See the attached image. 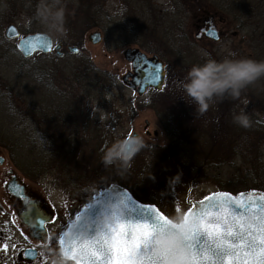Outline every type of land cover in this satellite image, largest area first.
<instances>
[{
    "label": "rangeland",
    "instance_id": "rangeland-1",
    "mask_svg": "<svg viewBox=\"0 0 264 264\" xmlns=\"http://www.w3.org/2000/svg\"><path fill=\"white\" fill-rule=\"evenodd\" d=\"M69 1L78 4L84 0ZM96 1L97 9L102 10L100 25L88 30L80 41L66 24L49 16L57 10L59 0H46L43 15L41 10L38 13L35 0H0V156L5 158V164L0 166V188L6 169L13 168L22 180L57 206L61 219L65 217L67 221L110 183L133 190L140 201L155 204L177 222L192 206L187 202L189 192L191 200L199 201L218 191L234 196L250 189L264 191V140L250 138L245 144L240 139L238 152H233L229 164H207L198 170L200 160L174 153L161 119L181 114L180 126H209L208 114L216 111L212 99L206 101L202 115L189 113V106L199 110V105L186 67L189 60L205 63L221 54L232 53L239 60L246 34L237 17L255 9L257 1L189 0L192 8L188 13L185 4V9L179 4L175 11L172 0H152V8L145 14L148 0ZM243 2L249 7L241 6ZM207 12H218L226 21L218 24L224 31L219 41L210 39L205 43L197 38ZM10 23L17 25L23 35L47 31L56 42L79 44L80 52L66 53L62 58L54 51L45 58L41 54L23 58L17 40L4 35ZM95 30L103 36L97 44L88 39ZM128 46L156 54L165 62L166 93L149 91L139 98L123 84L120 75L130 65L122 52ZM240 63L233 73L234 81L251 78L254 68L244 60ZM107 77L112 87L100 90ZM248 109L252 113L255 110L249 100H242L241 111L246 113ZM64 113L77 114L75 121L80 118L76 134L74 124L65 125L63 119H58ZM52 123L73 131L72 140L77 135L79 143L61 145L60 140H50L55 129ZM252 130L257 134L260 128ZM133 131L139 138L133 154L126 158L122 147ZM59 222L62 223L60 219ZM28 244L26 233L15 228L7 249L1 251L0 264H75L60 257L56 243L48 249L40 245L44 251L42 262H21L18 252Z\"/></svg>",
    "mask_w": 264,
    "mask_h": 264
},
{
    "label": "water",
    "instance_id": "water-1",
    "mask_svg": "<svg viewBox=\"0 0 264 264\" xmlns=\"http://www.w3.org/2000/svg\"><path fill=\"white\" fill-rule=\"evenodd\" d=\"M7 39H19L18 50L26 58L52 49L64 55L63 43H54L45 32L21 36L15 24L5 30ZM206 36L219 41L210 26ZM96 30L89 41H102ZM68 51L78 53L77 46ZM130 64L120 80L138 96L149 89L162 91L166 68L156 54L149 55L135 46L122 52ZM148 124V121H147ZM157 134V132H155ZM139 134L134 132L122 148L123 157L133 154ZM3 161V158H0ZM181 222L168 218L152 203L137 200L124 186L111 183L94 195L70 223L61 239L62 255L76 264H264V191L250 189L238 196L227 191L213 192L196 201ZM30 223L28 216H23ZM27 257L36 252L28 249Z\"/></svg>",
    "mask_w": 264,
    "mask_h": 264
},
{
    "label": "trees",
    "instance_id": "trees-1",
    "mask_svg": "<svg viewBox=\"0 0 264 264\" xmlns=\"http://www.w3.org/2000/svg\"><path fill=\"white\" fill-rule=\"evenodd\" d=\"M256 1L257 7L255 9H248L245 14L240 15L241 17L239 15L237 17L246 34L242 39L244 47L242 52L241 50L239 52V60L235 59V56L230 53L228 55L221 54L218 58H211L203 63L195 59L193 55L191 57L195 60H189L186 67V76H189V84L196 91L194 98L198 99L197 105H199V110L189 106V113L196 117L202 115L206 101L212 99L214 101L212 106H215L216 111L208 114L210 121H207V123H209V126L189 129L180 126L181 114L176 115L173 113V117L165 120L161 118L171 141L169 146L175 149V154L176 152H182L181 154L184 155L185 159L200 160L198 162L200 165H196L198 170L207 164H229L230 159L233 158H230V156L233 152H238L236 147L240 139L241 141L245 140V144L250 138H259L258 141L264 140V0ZM45 2L46 0H35L34 3L35 7L38 8V13H40V10L42 11L41 15L45 14L43 12ZM60 3L59 0L57 10L51 11L49 16L56 22L58 20L61 25L62 22L64 25L66 24L69 31L73 33L72 36L76 39L80 40L88 30L100 25L102 10L97 9L96 0H84L78 4L69 0H62V3ZM65 4L69 5L65 6ZM241 6L249 7L245 2ZM78 46L80 45L78 44ZM41 56L45 58L46 54ZM242 60L250 64L252 69L254 68L251 78L234 81L232 79L233 73ZM112 84L107 77L100 90H109ZM258 91L261 94L253 93ZM166 92L167 89H165ZM248 92L252 93L249 94ZM165 96L168 95L165 94ZM177 96L181 97L178 94ZM246 99L255 109L253 113L249 109L246 113L241 111V101ZM63 115L64 118L61 117ZM76 118L77 114L64 113L60 114L58 119H63L65 125L68 122V124H74L76 134L81 124L80 118L75 121ZM204 119L206 118L204 117ZM51 126L55 129L52 130L54 133L52 132L51 137H49L50 140L55 142L60 140L62 141L61 145L79 143L77 135H75L77 140L75 138L72 140L73 131L61 128L60 124L52 123ZM255 128H260V130H257V134L253 133L256 130L252 129ZM249 145L252 146V144ZM131 191L134 193L133 190ZM135 195L140 198L137 194Z\"/></svg>",
    "mask_w": 264,
    "mask_h": 264
},
{
    "label": "flooded vegetation",
    "instance_id": "flooded-vegetation-1",
    "mask_svg": "<svg viewBox=\"0 0 264 264\" xmlns=\"http://www.w3.org/2000/svg\"><path fill=\"white\" fill-rule=\"evenodd\" d=\"M148 1L144 14L149 12V9L151 10L152 8L151 3L153 1ZM172 2L175 11L178 9L179 4L182 6V9H185L183 8L185 4L188 8H186L188 13L191 11L192 5H190L189 0H181V3H178V0H172ZM159 11L161 12L162 10L160 9ZM131 15H135V12H131ZM204 15L205 19H203L202 24L199 26L197 38L203 40L205 43L211 42L210 39L204 37L209 26L215 27L220 36L223 37L224 31L218 28V24L221 23V21L226 23L224 18L218 12L212 15L207 12ZM218 15L221 16V19L218 18ZM188 93L189 92H187V94ZM4 164L5 159L0 161V166ZM14 175L17 176L16 179ZM2 182L3 186L0 188V254L1 251L7 249L8 241L13 236L14 229L16 228V231L26 233L29 241V244L18 252V259L21 262L34 263V260L35 262H42L44 258V251L40 248L42 244L47 246L48 249L49 247L52 248L56 243L55 246L57 247V251L60 257L63 258L60 250L61 237L76 214L68 221L67 218L64 220L65 217L61 219L62 216L61 212L58 211V207L53 206L47 198L45 199L36 187L22 180L13 168L6 169ZM23 216H28L30 223L25 222ZM59 219L62 223L59 222ZM58 224H61L62 227L60 228ZM56 228L58 229L56 230ZM28 248L36 250V257L34 259H30L26 256L25 250Z\"/></svg>",
    "mask_w": 264,
    "mask_h": 264
}]
</instances>
